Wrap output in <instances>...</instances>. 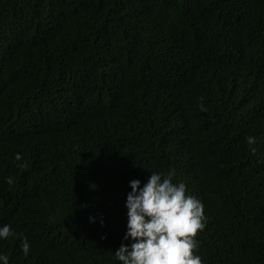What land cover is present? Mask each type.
I'll use <instances>...</instances> for the list:
<instances>
[{"label": "trees", "instance_id": "1", "mask_svg": "<svg viewBox=\"0 0 264 264\" xmlns=\"http://www.w3.org/2000/svg\"><path fill=\"white\" fill-rule=\"evenodd\" d=\"M169 170L204 264H264V0H0L9 264H122L128 182Z\"/></svg>", "mask_w": 264, "mask_h": 264}, {"label": "clouds", "instance_id": "2", "mask_svg": "<svg viewBox=\"0 0 264 264\" xmlns=\"http://www.w3.org/2000/svg\"><path fill=\"white\" fill-rule=\"evenodd\" d=\"M199 99L200 95L196 98L195 109ZM198 106L207 110L202 104ZM246 142L255 145L257 141L249 135ZM14 158L20 161L21 154H15ZM174 174L172 170L166 175L150 172L143 183L140 179L129 180L131 190L125 200L126 231L114 251L116 260L122 264H204L197 254L199 243L195 238L205 227L203 205L195 196L186 193L183 182H173ZM5 182L11 185L14 181L7 176ZM89 219L94 220V217ZM100 223L103 224V219ZM16 235L20 236L21 251L27 256L30 251L27 238L15 233L8 224L0 225V240ZM0 264H9V257L0 253Z\"/></svg>", "mask_w": 264, "mask_h": 264}]
</instances>
